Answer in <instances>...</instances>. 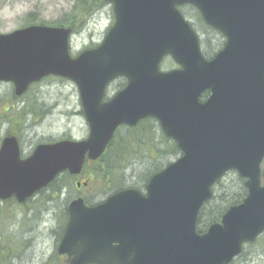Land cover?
I'll list each match as a JSON object with an SVG mask.
<instances>
[{
	"label": "water",
	"instance_id": "water-1",
	"mask_svg": "<svg viewBox=\"0 0 264 264\" xmlns=\"http://www.w3.org/2000/svg\"><path fill=\"white\" fill-rule=\"evenodd\" d=\"M104 1L113 2L115 22L100 46L77 57L67 27L0 34V82L20 96L48 75L73 80L90 128L84 140L40 144L26 159L16 136L4 138L0 200L24 202L60 173H80L119 126L155 117L182 155L151 177L145 194L128 188L95 206L73 200L60 253L71 264H231L264 233V0ZM184 4L225 35L212 59L178 9ZM167 55L178 69H160ZM121 75L127 86L104 101ZM230 170L246 179L247 196L199 233V213Z\"/></svg>",
	"mask_w": 264,
	"mask_h": 264
},
{
	"label": "rangeland",
	"instance_id": "rangeland-1",
	"mask_svg": "<svg viewBox=\"0 0 264 264\" xmlns=\"http://www.w3.org/2000/svg\"><path fill=\"white\" fill-rule=\"evenodd\" d=\"M82 6L86 10L80 15L79 10ZM182 11L199 33L204 53L207 56L215 54L225 41L224 35L206 25L194 7L183 6ZM74 14L80 15V24L71 39L73 54L101 43L115 19L113 5L107 2L96 4L87 3V0H0V33H8L33 23L49 25L63 23L67 26V19L72 18ZM162 64L164 70L177 67L175 62L167 57ZM123 84V79L115 80L108 94L114 95ZM13 94L12 83H0V120L3 115L18 116V119L11 117L13 123L10 132L13 131L20 136L25 154L28 155L40 142L63 138L83 139L88 136L89 126L74 81L49 76L33 84L21 99H15ZM11 118L4 119L2 127L0 126V143L7 133ZM125 132L126 127H122L118 134ZM123 134L122 137H125ZM163 140L165 142L162 144L163 148H160L161 151H171L172 143L168 144L165 139ZM128 149L136 148L131 144L130 147L125 146V150ZM139 150L136 155L141 154L143 150L146 151L147 148L142 147ZM150 152L132 160L124 172L114 173L109 178L110 181L112 180L109 183H106L101 175L94 178L91 173L95 170L91 165L78 179L81 182H89L86 187L82 186L80 193L76 191L75 181H72L70 196L66 193L60 199L54 198L48 202L47 195H40L29 204V208L19 207L11 200L9 204L0 203V242L6 255L5 258H1L0 264H46L49 257L51 258L49 264H58V258L54 254L58 232L49 228L55 223L50 220L51 212L59 213L58 218L54 219L57 223H55L56 227L52 228L54 230L57 225H62L60 209L68 201L80 195L89 198L95 204L123 188L136 187L145 190L147 180L156 172L157 166L163 168L179 156L166 153L155 161L156 159H152L158 156L157 151ZM239 177L237 172L230 171L218 181L214 187L215 202L220 203L225 196L228 199L235 194H243L242 181ZM65 180L69 178L66 176ZM262 183H264V161ZM117 186L122 187L117 188ZM67 196H69L68 201ZM48 207L49 209H46ZM232 264H264V238H259L255 243L247 246L243 254Z\"/></svg>",
	"mask_w": 264,
	"mask_h": 264
},
{
	"label": "trees",
	"instance_id": "trees-1",
	"mask_svg": "<svg viewBox=\"0 0 264 264\" xmlns=\"http://www.w3.org/2000/svg\"><path fill=\"white\" fill-rule=\"evenodd\" d=\"M87 3H93V0H87ZM85 10L86 8L82 6L79 10L80 15H82ZM80 15L74 14L72 18L69 17L66 21L68 23L67 26L73 28L74 31H77L79 29L78 25L80 24V19H79ZM59 25H64V24L60 23ZM224 43L222 44V46L224 45ZM222 46L220 47V49L222 48ZM213 55L211 56L206 55V56L210 58ZM207 96H208V92L203 94V98H206ZM157 131L158 133H160L161 136L157 133ZM122 134L117 133V135L115 136V138L112 140L111 144L109 145L105 155L102 157V159L98 163L93 165L94 170H95L94 172L96 173V175L97 176L102 175L103 177H105L106 181H110L109 178H111L114 173L124 172V170L132 162V160L139 158L146 152L151 153L150 151L152 150L157 151L158 156L152 159V160L156 159L155 161H157V159L164 156V154L166 153L168 154L172 153L175 156H178L181 153L176 142H174L173 140L165 136L160 126L156 122V120L151 119V118H148L142 121L136 127L126 128V132L125 134H123L125 135V137H122ZM156 134L158 135L156 136ZM162 137L163 139L166 140L168 144L172 143L171 151H167V150H166L167 152L161 151L160 148H163L162 144L165 142L162 139ZM131 144H133L136 149L135 150L134 149L125 150V146L130 147ZM142 147L147 148V150L146 151L143 150L141 154L136 155L138 154L137 152L140 151L139 149H141ZM102 162H105V163H102ZM160 169L162 168L157 166L156 172L159 171ZM66 176L68 177V174L64 176V180ZM239 179H241L242 181L241 190L243 194H235L234 196H230L228 199L225 198L226 196L222 197V200L220 203L215 202V199H216L215 197H213L210 201H208L200 212L199 223H198L199 232L202 233L206 231V229L212 223L219 222L222 215L226 212V210L231 205L239 203L241 199L246 196L247 189L244 185L245 180L242 177H239ZM119 187H122V186H117V188ZM86 202L90 204L92 203L89 198H86ZM207 211H209L208 214L206 213ZM260 238H264V234Z\"/></svg>",
	"mask_w": 264,
	"mask_h": 264
},
{
	"label": "flooded vegetation",
	"instance_id": "flooded-vegetation-1",
	"mask_svg": "<svg viewBox=\"0 0 264 264\" xmlns=\"http://www.w3.org/2000/svg\"><path fill=\"white\" fill-rule=\"evenodd\" d=\"M96 3H100L101 2V0H94ZM185 6V5H184ZM182 7H183V5L182 6H180V8H179V10H180V12L184 15V17L189 21V19L185 16V14H184V12L182 11ZM189 23H190V25L192 26V28L196 31V33H197V35H198V37H199V41H200V46H201V50H202V53H203V55L207 58V59H209L205 54H204V51H203V48H202V43H201V37H200V35H199V33L197 32V30H196V28L194 27V25H192V23L189 21ZM210 58H213V56L212 57H210ZM179 67L177 66L176 68H173V69H178ZM172 69V70H173ZM118 79H123V81H124V84H123V86H122V88H119V90H117V91H115L116 93L114 94V95H112V96H115L118 92H120L125 86H126V84H127V81H128V79L127 78H125V77H120V78H118ZM118 79H116V80H118ZM113 83V82H112ZM33 85V84H32ZM32 85L28 88V90H27V92L30 90V88L32 87ZM13 90H14V88H13ZM109 92H110V90H109ZM13 96H15V94H13ZM110 96V95H109ZM17 97H19V98H16L15 97V99H21L22 97H23V95L22 96H17ZM110 98V97H109ZM108 98V99H109ZM8 117H12V118H14V119H18V116H5V115H3V116H1V120H0V126L2 127V122H3V120L5 119H7ZM11 118V119H12ZM146 119H148V118H146ZM146 119H144V120H146ZM152 119V118H151ZM144 120H141L140 121V123L142 122V121H144ZM154 120H156V119H154ZM156 122L158 123V121L156 120ZM11 123H13V119H12V121H10V123H9V126L7 127V133H6V135L2 138V140H1V143H2V141H3V139L4 138H6L7 136H16L17 138H18V141H19V146H20V150H21V158L22 159H26V158H28L29 156H31L32 154H33V152L35 151V149H36V147L38 146V145H40V144H49V143H55V142H58V141H61V140H64V139H70V138H63V139H59V140H49V141H46V142H40V143H37L35 146H34V148H33V150H31L29 153H28V155L27 154H25L24 153V151H23V146H22V142H21V139H20V136H18L16 133H13V131H11L10 132V126H11ZM139 123V124H140ZM138 124V125H139ZM137 125V126H138ZM158 125H160L159 123H158ZM122 128L120 127V130H121ZM20 130V129H19ZM85 139V138H84ZM1 143H0V147H1ZM89 162V161H88ZM87 162V163H88ZM99 161H97V162H90L89 164H92V165H94V164H96V163H98ZM90 167V166H89ZM92 167H94V166H92ZM84 171H86V170H84ZM82 173L83 172H80L78 175L77 174H70L68 171H66V172H64L62 175H59V176H57L55 179H54V181L53 182H51L48 186H46L45 188H43L42 190H40L38 193H36V194H34V196H32L31 198H27L24 202H19L18 200H17V198L15 197V196H12L11 198H9V199H7V200H5V202H3L4 204H9L8 202H10V200H11V202L12 203H16L19 207H24V208H26V207H28L29 208V204L32 202V201H34L38 196H40V195H47V199H48V202L49 201H51V200H53L54 198H61L62 197V195H64V194H66L67 193V195H69V192H70V187L72 186V181L74 182L75 181V187H76V191L78 192V193H80V190H81V188H82V186H87L88 185V181H83V182H81V181H79L78 179L80 178V176L82 175ZM66 174H68V178H69V180H64V176L66 175ZM92 175H94L95 174V172H92L91 173ZM95 178V177H94ZM86 180H88V178L86 179ZM70 196V195H69ZM69 196H67L66 197V199H67V201L69 200ZM80 197H83L82 195H80V196H78L77 198H80ZM84 199H85V201H86V198L87 197H83ZM244 198L245 197H243L242 199H241V201L239 202V203H237V204H240V203H242V201L244 200ZM74 199H76V198H74ZM73 199V200H74ZM7 201V202H6ZM72 200H70V201H68L67 202V204H65V205H63V208L62 209H60V217H61V221L60 222H62V225H57V228L56 229H52L53 227H56L55 226V223H56V220H54L55 218H58V215H59V213L57 212V211H55V213H53V212H51V221L53 220L55 223L54 224H52V225H50V227L49 228H51L50 230L51 231H57L58 233L56 234L57 236H56V249H55V252H54V254H56V256H57V258H58V264H71V260L73 259V256H69L67 253H60V251H59V245H60V243H61V240H62V238H63V236H64V234H65V231H66V226H67V224H68V221H69V204H70V202H71ZM236 204V205H237ZM67 205V206H66ZM46 209H49V207L48 208H46ZM47 211H49V210H47ZM50 214V213H49ZM43 216V215H42ZM44 218H47L46 216H44ZM221 219H222V217H221ZM221 219H220V221H221ZM57 224V223H56ZM251 245V244H250ZM250 245H246V246H244V249L247 247V246H250ZM244 251V250H243ZM242 255V254H241ZM240 255V256H241ZM5 254H4V252H3V250H2V248H1V242H0V261H1V258H5ZM239 256V257H240ZM54 257V256H53ZM50 261H51V258L49 257L48 258V260H47V262H46V264H49L50 263Z\"/></svg>",
	"mask_w": 264,
	"mask_h": 264
}]
</instances>
